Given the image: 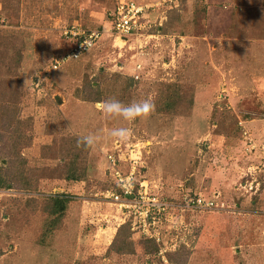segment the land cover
I'll list each match as a JSON object with an SVG mask.
<instances>
[{
	"label": "rangeland",
	"instance_id": "obj_1",
	"mask_svg": "<svg viewBox=\"0 0 264 264\" xmlns=\"http://www.w3.org/2000/svg\"><path fill=\"white\" fill-rule=\"evenodd\" d=\"M116 1L0 0V101L16 103L32 178L0 188V264H170L166 252L181 246L189 264H264V0H136L154 6L125 38L111 31ZM72 26L103 35L55 68L75 43L64 33ZM87 83L100 101L147 98L153 109L105 117ZM119 127L130 133L123 142L108 134ZM89 134L99 142L77 146ZM108 153L175 204L150 227L158 253L109 250L129 219L131 240L150 236L103 195L118 190ZM58 193L71 200L51 224L45 201ZM195 196L218 207H184Z\"/></svg>",
	"mask_w": 264,
	"mask_h": 264
},
{
	"label": "built area",
	"instance_id": "obj_2",
	"mask_svg": "<svg viewBox=\"0 0 264 264\" xmlns=\"http://www.w3.org/2000/svg\"><path fill=\"white\" fill-rule=\"evenodd\" d=\"M151 8L147 3L136 0H117L109 15L112 22V34L119 38H125L135 31L142 30L148 23L146 20L144 22L145 11ZM64 33L67 34V37H75V43L65 57L54 64L55 68L56 64H60V61L80 57L81 54L91 49L103 35L102 30H83L80 26H72ZM107 159L111 165L113 181L119 191L107 189L103 195L121 208L127 209L129 215L135 219L133 225L141 228L144 234L160 242L159 232H151L150 227L158 224L175 204L156 192H152L145 181L138 180L134 168L127 172L121 170L119 159L114 154L108 153ZM183 205L192 209L218 207L214 201L207 200L202 196L185 197Z\"/></svg>",
	"mask_w": 264,
	"mask_h": 264
},
{
	"label": "trees",
	"instance_id": "obj_3",
	"mask_svg": "<svg viewBox=\"0 0 264 264\" xmlns=\"http://www.w3.org/2000/svg\"><path fill=\"white\" fill-rule=\"evenodd\" d=\"M168 22H165L159 27L160 31H165ZM20 51L17 50L11 57V62L8 65L18 64L20 62ZM119 75V74H117ZM82 90L87 94L85 97L93 101L101 100V87H94L92 83L84 84ZM8 94V91H6ZM0 101V118L3 121V128L7 132V139L4 134H0V139L2 141L0 147L1 158L5 160L6 164L0 166V188L6 187H30L32 185V178L30 172L26 169V160L22 157L20 152L21 146V136L22 131L17 129L20 121L17 117V106L15 101H11L5 96ZM19 130V131H18ZM118 191L119 188L117 187ZM71 197L68 194H53L49 196L45 201V210L51 215V224L59 221V218L63 216L67 205ZM132 222L131 219L122 223L116 232L113 241L110 244V251H115L118 254L123 253H133L135 252L137 246L140 247L144 253H158L159 243L156 242L154 238L148 236H143L137 241L131 240L132 235ZM167 258L170 264H189L188 257L189 251L185 246L180 248L167 251Z\"/></svg>",
	"mask_w": 264,
	"mask_h": 264
},
{
	"label": "clouds",
	"instance_id": "obj_4",
	"mask_svg": "<svg viewBox=\"0 0 264 264\" xmlns=\"http://www.w3.org/2000/svg\"><path fill=\"white\" fill-rule=\"evenodd\" d=\"M96 109L105 117H119L123 121H133L138 117H147L153 109L152 102L149 99L132 101L125 105L115 98H108L98 101ZM115 137L117 141L127 140L130 133L126 127L113 128L108 133ZM100 137L94 134L84 135L77 138V146L83 144L85 148H92L99 142Z\"/></svg>",
	"mask_w": 264,
	"mask_h": 264
}]
</instances>
